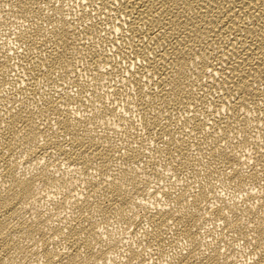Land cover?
Returning a JSON list of instances; mask_svg holds the SVG:
<instances>
[{"label": "bare ground", "instance_id": "bare-ground-1", "mask_svg": "<svg viewBox=\"0 0 264 264\" xmlns=\"http://www.w3.org/2000/svg\"><path fill=\"white\" fill-rule=\"evenodd\" d=\"M0 264H264V0H0Z\"/></svg>", "mask_w": 264, "mask_h": 264}, {"label": "rangeland", "instance_id": "rangeland-1", "mask_svg": "<svg viewBox=\"0 0 264 264\" xmlns=\"http://www.w3.org/2000/svg\"><path fill=\"white\" fill-rule=\"evenodd\" d=\"M2 37H4V36H2Z\"/></svg>", "mask_w": 264, "mask_h": 264}]
</instances>
